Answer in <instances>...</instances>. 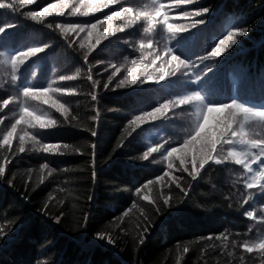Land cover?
Wrapping results in <instances>:
<instances>
[{
    "label": "trees",
    "instance_id": "obj_1",
    "mask_svg": "<svg viewBox=\"0 0 264 264\" xmlns=\"http://www.w3.org/2000/svg\"><path fill=\"white\" fill-rule=\"evenodd\" d=\"M91 2L93 7L108 6L86 17L71 16L74 7L81 6L77 0H68L64 16L53 11L43 22L32 20L27 13L42 12L49 4H60V0H33L19 10L0 9V104L10 100L0 110V140L19 118L25 89L42 90L54 81L55 86L74 89V95L59 96L56 90L54 96L77 117L64 122L55 109L40 104L62 123L52 129L28 130L41 143L71 146L65 154L34 151L30 143L25 152L19 153L18 139L13 140L11 151L0 150V160L10 158L5 175L0 177V228L5 229L0 235V264H264V253H246L242 246L245 240L264 238V188L245 187L251 173L231 160L221 165L209 162L195 181L175 157L173 168H168L164 156L188 138L196 111L192 105L172 107L160 119L141 123L130 135L125 132L136 116L192 93H199L205 106L236 103L264 112V0H193L190 5L178 6L176 0H161L169 9V23L187 26L185 30L168 33L158 24L146 35V22L141 20L109 35L85 64V50L78 44L86 34L66 37L56 24L104 21L121 4L153 10L152 0ZM202 9L207 12L199 17L183 16V12ZM111 23L115 27L124 22ZM191 23L197 26L190 27ZM241 29H246V34L234 35L235 45L228 43V34ZM148 40L153 49H139V42ZM220 40L226 41L221 56L201 61ZM70 41L74 42L72 47ZM32 47L44 51L20 64L13 82L11 60ZM155 52H167L165 60L174 55L190 67H181L175 75L159 80L158 62L155 69H148L151 79L116 87L127 75L125 69L131 67L132 60L142 67L151 61L149 53ZM142 56L148 59L141 61ZM112 65L121 66V71L105 89L113 74ZM89 73L99 82L95 88L87 79ZM65 75H76V79L60 80ZM93 92L97 95L95 102L90 97ZM238 120L243 122L242 117ZM212 126L210 118L205 131ZM244 127L254 138H264V123L258 119L249 120ZM93 129L95 135L91 134ZM153 147L160 151L142 159ZM231 149L240 151L243 146L225 145L224 154ZM44 164L49 168L41 174ZM187 167L191 169L190 162ZM261 167L264 158L252 164L254 172ZM164 172L169 176L149 184ZM170 177H179L182 187L191 185L187 196ZM145 184H149L147 189ZM144 195L149 196L151 204L142 199ZM164 199H168L167 204ZM133 204L137 207L132 208ZM248 212L254 213V218L249 219ZM57 217L60 223H56ZM100 234L105 240L98 238ZM109 238L113 244L107 242Z\"/></svg>",
    "mask_w": 264,
    "mask_h": 264
},
{
    "label": "snow or ice",
    "instance_id": "obj_2",
    "mask_svg": "<svg viewBox=\"0 0 264 264\" xmlns=\"http://www.w3.org/2000/svg\"><path fill=\"white\" fill-rule=\"evenodd\" d=\"M33 0H0V9H15L19 10L20 7L32 3ZM77 3L81 6L80 8L74 7V10L70 12L69 14L71 16H88L90 12L92 11H99L100 7H107L108 4L105 5H97L93 7V4L91 0H77ZM108 3H120V0H108ZM193 3V0H176L177 6L180 4L190 5ZM153 4V10L152 11H146V10H138L133 7H127L123 6L121 4V7L119 10L113 11L112 14L108 15L104 21H97L95 23H88V24H76V23H69V24H63L58 23L55 25L56 28H59L66 37L71 33H76L79 35L80 33H85L83 37H80V41L78 44L79 49L85 50L82 53L83 60L85 64L89 61V56L96 50L97 46L102 43V41H105L109 38V35H115L117 32H123L125 31V28H129L133 25H135L137 22L143 20L146 22L145 27L143 29L144 33L151 34L157 29V25L161 24L163 25V28L168 33H174L176 31L185 30L187 26H182L181 28L172 27L173 23H169V16L168 11L169 9L165 7V4L161 2V0H152ZM69 7L68 0H60V4H49L48 7L44 8L42 12L37 11H29L27 15L34 21L37 22H43V18L45 16H51L53 14V11H55V14L57 16H64L65 12L64 9ZM81 8H84L86 10H81ZM207 9L202 10H196V11H188L183 12L184 17H192L196 16L199 17L203 14H206ZM159 18V19H158ZM113 20H120L123 21V26H113L111 23ZM103 24H106L107 26L103 28L102 31H97L99 27H101ZM49 28H52L53 25L49 23L47 25ZM196 23H191L190 27H196ZM246 34V29H241L236 31L235 33L230 32L228 34V43L231 45H235L237 43V40L233 39V36H239L243 37ZM74 42L70 41L69 46L72 47V44ZM226 43L225 40H220L219 45H217L210 53L209 56L201 57V61L208 60L211 58H216L221 56L222 51L224 50L222 46H224ZM139 49H153V43L151 40L148 41H140L139 42ZM44 51L43 48L39 47H32L27 49L26 51H23L16 55L11 60V66H12V76L11 80L14 82L16 79L15 72L18 69L20 64H23L26 59L29 57H33L37 55V53H40ZM152 55V59L149 63H144L141 67L140 62L136 60L131 61V67L126 68L127 69V75L124 76L123 79H120L116 87H125L128 85L136 84L138 80L141 78H144L146 80L151 79V76L148 75V73H151L148 71V69H155L158 62H161L159 65V76L157 79L163 80L167 78L168 76L175 75L181 67L184 69H188L190 66L186 64L183 60L178 59L176 56L172 55L170 59L165 60L164 57L168 56V53L165 52L163 55H161L159 52L155 53H149ZM147 56H142L141 61L147 60ZM113 68V74L109 76L108 83L104 84V88L107 89L109 87V84L111 83L113 76L116 73H119L121 71V66L112 65ZM144 72L145 74L142 76L141 73ZM79 74V73H77ZM76 79V75H65L60 78L62 81H73ZM87 79L92 82L93 87L99 83L98 81L94 80L92 75L89 73L87 76ZM56 81H54V87L57 90V93L59 96H65V95H74L75 91L72 88H61L59 86H55ZM56 96V95H55ZM55 96L52 97V100L55 101V103H52V100L45 99L44 103L45 105H48L50 108L55 109L56 112H58L62 117H64V122L71 120H76L77 117L73 115L70 111V108L65 105V103L61 102L59 98H55ZM91 100L96 101L97 95L95 92L90 94ZM10 103V100H4L2 104H0V110H2L4 107L8 106ZM22 105V103H21ZM20 105V108H21ZM186 105V104H181ZM229 107H224V106ZM219 107H215L214 111L209 114V118L205 119L203 121L202 126L199 129V132L190 138H186L182 142L181 147H173L170 151L167 152V155L164 156V159L168 161V168L171 170L173 168V160L172 158L175 157L180 161V167L183 171L187 172L188 175L191 177L192 181L197 180V178L200 176L201 170L205 168V165H208L209 162H212L215 165H221L229 160L233 162L236 165H240L244 168V170L248 173H251L250 179L246 182L245 187L247 189H252L257 186L259 188H264V183H260V181H264V167H261L258 172H254L252 168V164H255L257 161H261L262 158H264V138L259 137H253L250 135L248 131L245 130V127H243V133L244 135L241 136V129L240 124L235 121L236 117L239 116L244 110H250L251 112H255L249 108L243 107L239 104L232 103V104H226ZM239 105L240 108L236 109V106ZM180 106V105H179ZM174 107L172 104H162L158 108H156L152 112H147L148 115H139L133 118L129 124V127L125 129V132L130 135L132 131L140 126L141 123H145L148 120H158L162 116L166 115L169 110ZM44 112H47L43 110ZM232 111L233 112V121H229L231 123V127L223 128L217 126V121L213 119V117L223 118L226 117L227 114ZM99 114L97 113V116ZM213 121V126L210 128L207 132L205 131V127L209 122V119ZM248 122V121H247ZM245 122V123H247ZM261 123H264V121H260ZM61 121H58L56 119H53L50 115L45 118L42 114L39 116H34L32 118V124L31 125H25L21 121V117L19 114V118L16 119L15 123L11 125V127L4 133L3 139L0 140V150H4L5 152L12 150V142L14 139H18V149L17 151L19 153H23L26 151V144H31L32 150L34 151H40L43 153H49V154H65L66 151L71 147L66 144L61 143H41L35 135L31 134L28 130L29 129H52L57 127ZM244 123V124H245ZM23 125L24 127H21L19 129V133L17 131L18 126ZM96 130H91V134L95 135ZM235 133V134H234ZM29 137L31 139H29ZM239 139H244L247 141L244 144L238 143L237 141ZM39 144L40 147L37 148L36 145ZM225 145H241L243 146V149L240 151H237L235 149H231L227 152V154H224V146ZM219 146V148H218ZM94 148V146H93ZM256 150V151H253ZM160 149L153 147L149 149L147 152L143 154L142 159H148L149 156L152 155L154 152H159ZM232 153H242L240 157H236L232 155ZM10 162V158L4 157L2 160H0V177H3L5 175V167L6 163ZM191 163V169L187 167L188 163ZM49 166L47 164L40 166V172L41 174L44 173L45 169H48ZM52 172L49 171L48 175H51ZM169 172H164L163 176L159 178L158 181H150L149 184L152 183H159L160 181H163L164 177H168ZM172 183H175L176 187L181 190V192L187 196L188 195V188L191 187V185H188L186 187H182L181 183L179 182V177H170ZM149 184H145L144 188L147 189L149 187ZM91 199V197L89 198ZM142 199L147 200L150 204L152 203V200L149 198L148 195H144ZM247 200L244 201L246 203ZM164 203H168V199H164ZM137 205L133 204L132 208H136ZM131 211V208L128 211H125L123 213L124 217H127L129 212ZM141 215H144L145 219H147V216L141 212ZM247 217L249 219L254 218V213L248 212ZM56 223H60L59 217L55 218ZM85 222L87 221V216L84 217ZM262 222H264V218H262ZM147 231V229H145ZM5 233V229L0 228V235H3ZM100 240H105V236L103 234H100L98 237ZM217 239H220V237H217ZM224 239H227V237H224ZM107 242L109 244H113V240L111 238L107 239ZM145 242V238L143 234L141 235L140 243L143 244ZM243 249L246 253H252V252H261L264 253V238L258 239L256 241H248L245 240L243 242ZM185 252L188 251L187 248L184 249ZM231 255V253H229Z\"/></svg>",
    "mask_w": 264,
    "mask_h": 264
},
{
    "label": "clouds",
    "instance_id": "obj_3",
    "mask_svg": "<svg viewBox=\"0 0 264 264\" xmlns=\"http://www.w3.org/2000/svg\"><path fill=\"white\" fill-rule=\"evenodd\" d=\"M171 26L176 28L182 27V25L180 24H173ZM125 71L127 72V69H125ZM148 75L151 76L152 74L148 73ZM55 91L56 89L54 87V82L49 84L47 88L42 90L25 89L22 93L24 100L22 101V105L20 108L21 121L25 125H31L32 118L34 116H39L42 114L45 118H47L50 114L48 112H44L43 109L39 107V105L40 104L45 105L44 103L45 99L52 100ZM52 103L54 104L55 101L52 100ZM166 104H172L174 107L179 106L181 104H186V105H192L196 109L194 113L195 119L193 121L191 129L189 130L188 138L195 136L199 132V129L203 124V121L205 119H208L209 114L213 112L215 109V107H209L203 105V101L199 93H192L188 96L182 97L175 101L166 102ZM224 107H229V106L226 105ZM239 108L240 106L237 105L236 109ZM144 115H148V113H145ZM238 117H242L243 122H240L238 120ZM213 119L217 121L218 127H223V128L231 127V123H229V121H233V112L230 111L226 117L223 118L213 117ZM257 119L259 121H264V112H251L250 110L246 109L239 116H237L235 121L233 122H238L240 124L241 136H243L244 123L249 120H257ZM29 139L31 138L29 137ZM237 142L244 144L247 141H245L244 139H239ZM36 147L39 148L40 145L37 144ZM232 155L236 157H240L242 153H232Z\"/></svg>",
    "mask_w": 264,
    "mask_h": 264
}]
</instances>
